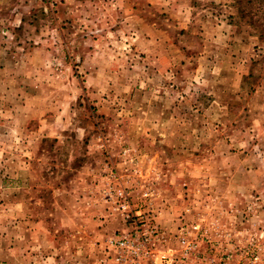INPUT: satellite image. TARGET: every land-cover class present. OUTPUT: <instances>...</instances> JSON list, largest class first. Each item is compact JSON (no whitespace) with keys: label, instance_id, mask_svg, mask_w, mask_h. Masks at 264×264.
<instances>
[{"label":"rangeland","instance_id":"rangeland-1","mask_svg":"<svg viewBox=\"0 0 264 264\" xmlns=\"http://www.w3.org/2000/svg\"><path fill=\"white\" fill-rule=\"evenodd\" d=\"M109 1L0 0V13L20 4L35 24L25 45L3 12L0 57L48 50L33 56L37 84L0 81V198L22 196L47 223L57 246L41 264L95 263L122 226L105 199L115 188L136 205L148 189L170 230L190 208L264 246V45L254 28L233 0H114L117 15L101 6Z\"/></svg>","mask_w":264,"mask_h":264},{"label":"built area","instance_id":"built-area-1","mask_svg":"<svg viewBox=\"0 0 264 264\" xmlns=\"http://www.w3.org/2000/svg\"><path fill=\"white\" fill-rule=\"evenodd\" d=\"M152 197L147 189L144 203L136 205L124 188L106 192L122 226L105 238L94 264H264L260 234L246 245L244 227L232 230L227 221L205 219L190 208L184 212L192 219L170 230L156 220Z\"/></svg>","mask_w":264,"mask_h":264},{"label":"crops","instance_id":"crops-1","mask_svg":"<svg viewBox=\"0 0 264 264\" xmlns=\"http://www.w3.org/2000/svg\"><path fill=\"white\" fill-rule=\"evenodd\" d=\"M10 2L11 1H9V3ZM13 4L14 3L6 7L3 12H10L9 15L14 19L13 22L17 28L15 31L16 34H18L19 39L23 42L25 41V45H28L26 43L28 38L25 37V35L28 34L26 31L27 29L32 31V27L35 24H32L29 20H25V14L21 10V7H23L22 5L19 4L16 7L13 6ZM110 5H114L112 6L113 8L110 7ZM118 5L119 3L117 1L111 0L107 3H103L101 6L103 8L105 7L111 14L113 12L117 15L119 12V9H117ZM3 12L0 13V23L4 20L7 21V23H11L8 18H4L5 15H3ZM64 24H66V29L60 28V33L64 41H69V39H72V31L67 23ZM149 27L150 25H147V28ZM109 28L110 31H107V33L112 35V28ZM77 29L79 32L76 39L80 38L79 36L83 32V30H80L79 26H77ZM150 29H152L150 30L151 33L155 32L152 27ZM68 33H71V36L67 35ZM156 37L160 38V36L155 34L154 38ZM151 39H153V37H151ZM151 39L149 38V40ZM34 43H36V41H34ZM23 50L25 52L20 51L12 56H10L9 53H5L4 56L0 57V81L2 84L7 86L8 84H37L35 78L32 77V73L35 67L33 56L39 49L34 47L30 49L28 47ZM47 53L48 50L36 52V56L40 57ZM51 53H53V50H51ZM89 53V56L95 57V53L92 51ZM81 56H83V54L79 53V57ZM35 60L37 61V58ZM2 183L3 182L0 181V184ZM25 202L22 196H16V194L8 197L6 195L0 198V264H41L40 259L42 260L43 255L49 256V249H52L53 246H57L49 240L51 232L46 226L47 223L37 218L33 213L29 215L30 211L28 205L24 204ZM9 208L12 209L9 210Z\"/></svg>","mask_w":264,"mask_h":264},{"label":"trees","instance_id":"trees-1","mask_svg":"<svg viewBox=\"0 0 264 264\" xmlns=\"http://www.w3.org/2000/svg\"><path fill=\"white\" fill-rule=\"evenodd\" d=\"M237 8V19L244 20L254 28L264 45V0H233Z\"/></svg>","mask_w":264,"mask_h":264}]
</instances>
